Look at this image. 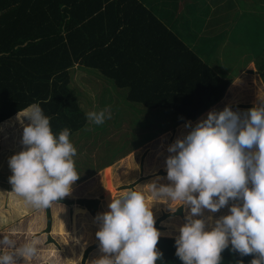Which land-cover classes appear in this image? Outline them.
<instances>
[{
	"label": "rangeland",
	"instance_id": "obj_1",
	"mask_svg": "<svg viewBox=\"0 0 264 264\" xmlns=\"http://www.w3.org/2000/svg\"><path fill=\"white\" fill-rule=\"evenodd\" d=\"M141 1L170 26L174 16L188 20L186 23L177 20L174 31L219 76L234 77L247 60L252 61V66L243 71V77L231 83L230 90L227 88L208 112H220L229 107L243 117L254 106L264 104V85L253 68L254 62L263 55L264 0H210V4L197 0L189 9L181 6L186 0ZM72 73L70 87L86 115L107 108L111 119H106L103 125L88 120L70 135V142L77 149L73 159L79 178L64 197L73 203L53 201L55 203L49 205L51 225L48 230L45 208L26 202L13 191L9 182L13 174L9 159L24 150L23 128L29 121L22 113L0 124V254L14 251L13 247L2 243L5 238L17 249L37 242V254L21 259L19 264H94L105 255L99 242L83 256L85 248L98 239L100 223L74 202L77 199H98L97 208L102 215L110 211L113 199L123 197L129 190L140 192L153 212L155 223L166 215L157 222L160 236L166 237H179L180 229L191 215L190 205L155 196L151 185L173 184L167 179L166 160L173 155L168 148L177 139H183L200 120L171 124L166 131L147 140L153 128L167 122L154 119L153 110L128 103L125 89L112 87L110 81L95 71L78 68ZM166 112L176 118L172 111ZM188 124L191 127H187ZM242 203L230 200L215 213L204 209L201 215L192 218L202 219L205 230H211L216 220L230 215L229 209L234 204ZM179 208L180 215L177 214Z\"/></svg>",
	"mask_w": 264,
	"mask_h": 264
},
{
	"label": "trees",
	"instance_id": "obj_2",
	"mask_svg": "<svg viewBox=\"0 0 264 264\" xmlns=\"http://www.w3.org/2000/svg\"><path fill=\"white\" fill-rule=\"evenodd\" d=\"M78 68L125 89L128 103L167 122L153 128L147 140L171 124L204 119L234 78L219 76L141 0H0V124L26 115L25 109L39 102L54 135L65 127L70 135L81 129L87 115L70 87ZM254 69L264 85V47ZM74 202L98 222V199ZM45 212L48 230L49 206ZM177 238L159 237L163 256L156 264H184L176 255ZM98 243L87 246L83 256ZM221 257V264H251L256 258L233 252L231 244Z\"/></svg>",
	"mask_w": 264,
	"mask_h": 264
},
{
	"label": "clouds",
	"instance_id": "obj_3",
	"mask_svg": "<svg viewBox=\"0 0 264 264\" xmlns=\"http://www.w3.org/2000/svg\"><path fill=\"white\" fill-rule=\"evenodd\" d=\"M25 112L29 121L23 128L25 147L9 159L13 173L9 182L26 202L46 208L69 195L78 180L73 159L77 149L67 127L58 136L53 134L39 102ZM87 119L103 125L111 114L105 108L87 113ZM168 151L173 155L166 160L167 179L173 184L151 187L157 197L191 206L175 241L176 255L184 264H221V253L230 243L241 256L255 254L251 264H264V104L243 117L229 107L209 112ZM230 200L243 203L234 204L230 215L216 220L211 230H205L202 219L192 218L204 209L215 213ZM109 208L96 218L100 223L96 236L105 255L94 264H156L163 256L157 250L160 232L144 195L129 190L113 199ZM2 243L14 251L0 254V264H19L37 254L36 241L18 249L8 238Z\"/></svg>",
	"mask_w": 264,
	"mask_h": 264
},
{
	"label": "crops",
	"instance_id": "obj_4",
	"mask_svg": "<svg viewBox=\"0 0 264 264\" xmlns=\"http://www.w3.org/2000/svg\"><path fill=\"white\" fill-rule=\"evenodd\" d=\"M195 1H197V0H186V2L184 3V4H182L181 6H183L184 7V9H189V8H193V6H194V2ZM205 2H207V3H209L210 4V0H204ZM143 2V1H142ZM144 4V3H143ZM145 5V4H144ZM146 6V5H145ZM147 7V6H146ZM148 8V7H147ZM151 10V9H150ZM152 11V10H151ZM153 12V11H152ZM154 13V12H153ZM159 15H161V12L159 11V12H157ZM155 14V13H154ZM156 15V14H155ZM157 16V15H156ZM158 17V16H157ZM159 18V17H158ZM160 19V18H159ZM173 24H172V26H170L169 25V23L167 24V23H165L162 19H160L165 25H167L171 30H173L174 31V29H173V26H174V23H176L177 22V20L180 22V23H186L188 20H186V19H177V17L176 16H174L173 18ZM177 31L175 30L174 31V33L177 35V33H176ZM178 36V35H177ZM179 37V36H178ZM179 38H181V37H179ZM182 40V39H181ZM183 41V40H182ZM186 44V43H185ZM187 45V44H186ZM188 46V45H187ZM189 47V46H188ZM190 48V47H189ZM249 66H252V61H250V60H247V62L245 63V65L243 66V69L239 72V74H237L236 76H234V78H233V82H235L236 80H239L240 78H242L243 77V71L246 69V67H249ZM254 68V67H253ZM248 72V71H247ZM232 83V82H231ZM87 121H88V119H87ZM107 165H109V164H107ZM107 165H105V166H107ZM105 166H103V167H105ZM102 168V167H101ZM101 168H97V170L98 169H101ZM96 169H94V171H95ZM103 170H105V169H103ZM52 203H55V202H52Z\"/></svg>",
	"mask_w": 264,
	"mask_h": 264
}]
</instances>
